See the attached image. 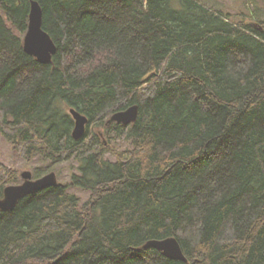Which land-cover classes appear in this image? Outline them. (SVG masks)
Wrapping results in <instances>:
<instances>
[{
    "label": "trees",
    "instance_id": "trees-1",
    "mask_svg": "<svg viewBox=\"0 0 264 264\" xmlns=\"http://www.w3.org/2000/svg\"><path fill=\"white\" fill-rule=\"evenodd\" d=\"M30 1L0 0V135L16 161L78 173L0 210V264H264V19L201 0H36L56 45L40 63L23 49ZM133 104V123L106 124ZM70 108L88 118L80 139ZM16 183L0 161V198ZM169 236L187 262L135 250Z\"/></svg>",
    "mask_w": 264,
    "mask_h": 264
},
{
    "label": "water",
    "instance_id": "water-1",
    "mask_svg": "<svg viewBox=\"0 0 264 264\" xmlns=\"http://www.w3.org/2000/svg\"><path fill=\"white\" fill-rule=\"evenodd\" d=\"M23 49L40 63H48L56 52L55 43L49 34L42 29V10L36 0L30 1L28 25L23 36ZM69 113L74 121L72 137L80 139L85 134L88 118L74 108H70ZM137 114L138 105L133 104L123 110L114 112L107 119L106 124L110 125L117 122L128 126L136 120ZM20 177L22 179L20 183L9 184L3 188V195L0 198V210H12L25 195L50 186L62 185L54 171H48L39 177L33 178L31 171L24 170L20 173ZM147 248H155L171 259L187 262L178 240L173 236L149 239L135 250L140 251Z\"/></svg>",
    "mask_w": 264,
    "mask_h": 264
},
{
    "label": "rangeland",
    "instance_id": "rangeland-1",
    "mask_svg": "<svg viewBox=\"0 0 264 264\" xmlns=\"http://www.w3.org/2000/svg\"><path fill=\"white\" fill-rule=\"evenodd\" d=\"M207 6L212 7L214 10H220L227 12L231 15V18L235 21L242 18L247 21H258V19H264V1L263 0H201ZM100 127H94V130H99ZM112 147L117 150L130 147V143L125 139H116L112 141ZM106 157L114 160L113 154H106ZM17 157L14 152V146L10 142L6 141L0 135V161L6 166L16 170L19 183L22 181L20 173L24 170H29L34 177L35 173L41 171L44 174L48 171H54L57 175L60 183H69L71 175L78 173V162L75 159H69L59 164H50L47 161H43L40 158H35L32 161L25 162L23 160L16 161ZM45 171V172H44ZM9 185V184H7ZM70 193L75 194L80 198L81 202L87 200L89 193L80 188L70 186L68 188Z\"/></svg>",
    "mask_w": 264,
    "mask_h": 264
}]
</instances>
